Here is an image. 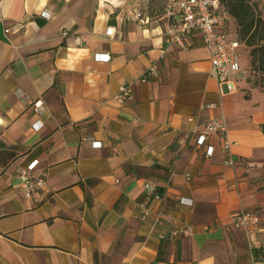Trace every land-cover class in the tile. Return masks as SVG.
I'll return each mask as SVG.
<instances>
[{"label":"crops","instance_id":"obj_1","mask_svg":"<svg viewBox=\"0 0 264 264\" xmlns=\"http://www.w3.org/2000/svg\"><path fill=\"white\" fill-rule=\"evenodd\" d=\"M166 1L0 0V264L264 256V90L241 56L236 90L220 86L198 30L185 48L168 44ZM219 29L238 40L232 16ZM153 60L157 75L141 81ZM123 82L131 98L120 102ZM219 115L228 153L221 136L199 144L191 133ZM22 168L45 181L30 197L19 188ZM148 179L159 198L146 197ZM240 208L259 218L254 249L229 222ZM182 224L192 234H172Z\"/></svg>","mask_w":264,"mask_h":264},{"label":"built area","instance_id":"obj_2","mask_svg":"<svg viewBox=\"0 0 264 264\" xmlns=\"http://www.w3.org/2000/svg\"><path fill=\"white\" fill-rule=\"evenodd\" d=\"M164 12L167 21L166 42L185 48L188 36L194 30L200 31L203 43L209 53V75L216 78L220 86L225 85L227 92H234L236 83L232 74L241 70L238 52L240 42L237 39L228 38L226 33L219 29L221 23L229 17L227 11L221 7V0H167L164 5ZM43 15L48 16V12L44 11ZM7 30L5 29V31ZM112 30L113 28L109 26L106 29V34L111 36ZM61 35L68 36L67 30H62ZM105 58L109 59L110 54H105ZM156 75L157 61L153 60L140 79L146 81L149 76ZM116 98L120 102L131 98L130 86L125 82L121 83ZM213 105L210 104V106ZM192 120V117H188V121ZM191 133L199 144H204L212 134H217L222 137V150L227 153L230 152L232 141L228 137L227 122L223 115L213 117L203 125L192 128ZM92 143L100 144L99 141L94 140ZM225 163L234 165V160L229 155ZM19 178V188L25 197H30L37 188L45 184L43 177L33 176L27 168L20 170ZM144 186L147 198L160 197L155 181L148 179ZM179 201L183 204H191L192 202L190 198L186 197H180ZM149 214L148 208L145 207L142 219H147ZM229 222L246 230L250 249L258 247L259 239L255 228L258 226L259 218L252 210L240 208L233 211L229 216ZM178 232L192 234V226L182 224L172 230V234ZM252 264H264V256H253Z\"/></svg>","mask_w":264,"mask_h":264},{"label":"trees","instance_id":"obj_3","mask_svg":"<svg viewBox=\"0 0 264 264\" xmlns=\"http://www.w3.org/2000/svg\"><path fill=\"white\" fill-rule=\"evenodd\" d=\"M221 7L234 18L238 40L248 47L251 69L247 79L264 90V17L257 0H221ZM261 253L264 254V247Z\"/></svg>","mask_w":264,"mask_h":264},{"label":"rangeland","instance_id":"obj_4","mask_svg":"<svg viewBox=\"0 0 264 264\" xmlns=\"http://www.w3.org/2000/svg\"><path fill=\"white\" fill-rule=\"evenodd\" d=\"M257 4H258V10L260 14L264 17V0H257ZM231 29L232 31L234 30L233 25ZM238 52H239V56L242 57V62L244 64V68L246 71L245 74H248L251 69V65L249 63L248 47H246L244 44Z\"/></svg>","mask_w":264,"mask_h":264}]
</instances>
